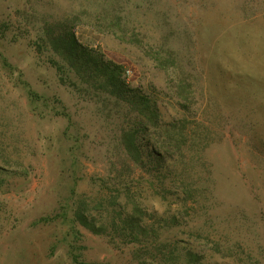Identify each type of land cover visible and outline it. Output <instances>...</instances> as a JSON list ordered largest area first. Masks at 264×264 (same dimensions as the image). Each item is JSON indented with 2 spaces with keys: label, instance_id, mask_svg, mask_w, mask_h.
<instances>
[{
  "label": "rangeland",
  "instance_id": "obj_1",
  "mask_svg": "<svg viewBox=\"0 0 264 264\" xmlns=\"http://www.w3.org/2000/svg\"><path fill=\"white\" fill-rule=\"evenodd\" d=\"M54 20L155 101L140 143L170 158L135 162L129 108L60 82ZM79 204L99 232L72 228ZM134 205L137 242L119 224ZM0 264H264V0H0Z\"/></svg>",
  "mask_w": 264,
  "mask_h": 264
},
{
  "label": "trees",
  "instance_id": "obj_2",
  "mask_svg": "<svg viewBox=\"0 0 264 264\" xmlns=\"http://www.w3.org/2000/svg\"><path fill=\"white\" fill-rule=\"evenodd\" d=\"M45 35L48 38L45 41L49 44L53 54L50 61L56 66L62 84L71 85L82 93H85L88 87H94L104 97H114L118 106L121 104L124 108L128 107L129 112L134 114L131 129L125 131L122 140L128 156H131L135 162H142L146 158L159 160L171 157V146L168 147L165 142H160L152 137H148L146 143L147 147L152 150L145 153V148L140 143L141 139L148 136L150 127H156L159 124L162 114L155 101L143 94L139 88L133 87L127 82L123 76V65L106 59L102 53L81 42L76 32L67 25L66 20L48 22L45 27ZM2 60L6 65L11 66L6 58H2ZM19 75L27 92L31 109L34 113L42 115V107L50 104V98L35 90L28 81L22 79L21 70ZM53 108L55 114L66 116L68 119L72 118L71 114L64 109ZM77 158V153L73 151L71 154L72 163H77ZM70 211H73L71 217L73 229L76 228V222L81 221L89 229L99 232L95 223L88 220L81 204L76 209H73L71 205L66 206L64 209L66 217ZM143 212L141 206L134 205L132 213L127 211L126 215L120 214L119 224L125 231V236H133V242L143 241L148 234V224L144 221L145 213L143 214Z\"/></svg>",
  "mask_w": 264,
  "mask_h": 264
}]
</instances>
